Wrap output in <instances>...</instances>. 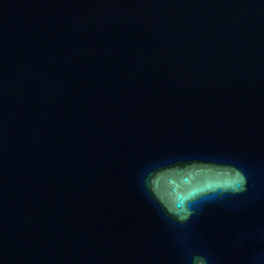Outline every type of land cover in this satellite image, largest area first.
<instances>
[{
    "label": "water",
    "instance_id": "1",
    "mask_svg": "<svg viewBox=\"0 0 264 264\" xmlns=\"http://www.w3.org/2000/svg\"><path fill=\"white\" fill-rule=\"evenodd\" d=\"M0 264H264V0H0Z\"/></svg>",
    "mask_w": 264,
    "mask_h": 264
}]
</instances>
